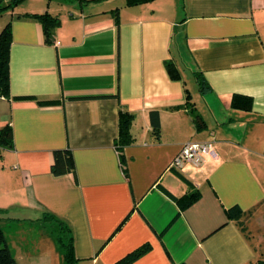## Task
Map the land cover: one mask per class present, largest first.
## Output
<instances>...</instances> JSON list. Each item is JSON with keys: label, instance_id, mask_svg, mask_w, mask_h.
Wrapping results in <instances>:
<instances>
[{"label": "crops", "instance_id": "0c3cea01", "mask_svg": "<svg viewBox=\"0 0 264 264\" xmlns=\"http://www.w3.org/2000/svg\"><path fill=\"white\" fill-rule=\"evenodd\" d=\"M126 1L67 10L60 0H25L0 16V33L13 29L11 96H0V129L13 128V147H0V221L14 255L20 264H64L48 211L71 228L78 264H118L145 243L151 250L131 264H259L264 0ZM46 11L61 17L53 43L25 15ZM169 60L181 80L169 75ZM196 71L210 85L204 92ZM236 93L253 97L252 110L233 107ZM121 110L135 116L129 178L116 144ZM191 141L214 148L201 164L172 167ZM66 148L77 180L52 172L54 151ZM195 189L201 198L180 212L174 196ZM235 205L241 223L226 213ZM35 222L46 231L35 236Z\"/></svg>", "mask_w": 264, "mask_h": 264}, {"label": "trees", "instance_id": "16d2710c", "mask_svg": "<svg viewBox=\"0 0 264 264\" xmlns=\"http://www.w3.org/2000/svg\"><path fill=\"white\" fill-rule=\"evenodd\" d=\"M25 0H0V16H2L7 11L13 10L18 5H20ZM89 2L94 0H87ZM128 4H140L153 0H127ZM25 15H30L35 17L41 22L44 34L49 43H53L55 30L61 24V17L59 15H54L49 11L43 13H27ZM13 41V29L12 24L8 23L5 28L0 33V96L10 97L11 96V75H10V61H11V44ZM167 70L171 78L175 80H181L183 78V73L178 65L169 60L166 62ZM197 82L200 86V91L204 92L210 87L206 78L202 75L200 71H196ZM187 101L186 104L191 107V112L194 113V122L197 128H204L206 123L203 117L196 112L195 103L192 101L193 96L190 90L187 88ZM232 105L235 108L252 110L254 106L253 97L250 95L236 93L232 99ZM152 123L154 126V131L158 137L161 135V122L158 111H153L151 113ZM134 114L129 111L121 110L120 112V131L117 138L116 144L120 152L121 166L125 175L129 178V169L126 155L124 153L125 147L134 142V137L131 132V125L134 121ZM0 147L12 148L13 147V128L10 124L5 125L0 129ZM52 172L55 175L72 174L77 180V166L73 152L70 148L57 149L54 151V159L52 162ZM202 192L200 189H195L191 192L184 194L181 197L174 198L180 205V212L190 207L196 201L201 198ZM228 217L232 220H236L241 223V219L245 212L243 209L235 205L226 209ZM45 221L51 222L58 225L60 228V233L58 232L57 243L62 251L64 264H78L79 258L75 254L74 237L71 228L61 219H59L54 214L45 211L44 218ZM151 244L145 243L137 249L133 250L125 257H123L118 264H131L148 251L151 250ZM0 264H20L14 255L6 237V232L0 221ZM175 264H185V263H175ZM259 264H264V259H259Z\"/></svg>", "mask_w": 264, "mask_h": 264}, {"label": "built area", "instance_id": "2783aa9c", "mask_svg": "<svg viewBox=\"0 0 264 264\" xmlns=\"http://www.w3.org/2000/svg\"><path fill=\"white\" fill-rule=\"evenodd\" d=\"M214 148V142H187L179 153L174 157L171 166L174 168H182L186 162L201 164L204 161V155Z\"/></svg>", "mask_w": 264, "mask_h": 264}, {"label": "rangeland", "instance_id": "374dc122", "mask_svg": "<svg viewBox=\"0 0 264 264\" xmlns=\"http://www.w3.org/2000/svg\"><path fill=\"white\" fill-rule=\"evenodd\" d=\"M54 2L53 3H55V5H57V3L59 2V0H53ZM61 2H63L62 4H61V8H65V9H69V8H71V6H74L73 4H76V5H78V7H83V8H85L86 10H89L90 8H91V5H90V3L91 2H89V1H87V0H60ZM126 3H128V1H126ZM59 4V3H58ZM21 7V6H20ZM47 224V226H48V229L51 231V232H57V236H58V232L60 233V228L58 227V225H56V224H52L51 222H47L46 223ZM37 225V223L35 222V224H34V226H36ZM37 227V226H36ZM43 228L38 224V227H37V230H36V232H35V236L38 234V233H42L41 232V230H42ZM52 229V230H51ZM44 231H46V229H43ZM56 236V237H57ZM254 239V238H253ZM253 242H256V239H254L253 240Z\"/></svg>", "mask_w": 264, "mask_h": 264}]
</instances>
